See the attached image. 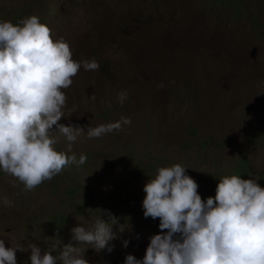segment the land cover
Masks as SVG:
<instances>
[{
	"label": "rangeland",
	"instance_id": "1",
	"mask_svg": "<svg viewBox=\"0 0 264 264\" xmlns=\"http://www.w3.org/2000/svg\"><path fill=\"white\" fill-rule=\"evenodd\" d=\"M31 16L74 61L99 68L81 64L61 89L58 124L83 128L76 140L49 130L55 150L86 162L32 190L0 170V239L19 248L16 264H31L30 244L58 257L71 243L89 264L142 260L161 232L144 217L143 189L161 167H185L205 202L225 176L264 188V0H0V21ZM115 122L120 130L89 137ZM101 210L119 218L111 253L72 239V228L107 220Z\"/></svg>",
	"mask_w": 264,
	"mask_h": 264
},
{
	"label": "clouds",
	"instance_id": "2",
	"mask_svg": "<svg viewBox=\"0 0 264 264\" xmlns=\"http://www.w3.org/2000/svg\"><path fill=\"white\" fill-rule=\"evenodd\" d=\"M81 64L85 70L99 68L95 61H74L69 45L62 39L54 42L38 17L20 25L0 21V170L17 178L26 190L51 180L69 164L83 165L87 160L84 154L77 160L75 154L55 150L56 140L49 137L54 125L70 142L84 130L58 124L66 101L61 89L72 84ZM123 123L131 121L125 118ZM120 128V122L108 123L88 128V135L101 137ZM185 170L180 164L161 167L144 185V217L159 218L161 232L150 238L142 260L129 254L125 264H264V188L253 179L225 176L215 196L205 202ZM4 203L11 206L10 201ZM101 212L107 220H97L91 230L72 228V239L111 253L110 241L117 238L113 226L119 225V218L108 210ZM29 248L31 264H89L71 243L58 257L52 254L54 248L42 251L36 244ZM17 249L5 247L0 239V264H16Z\"/></svg>",
	"mask_w": 264,
	"mask_h": 264
},
{
	"label": "trees",
	"instance_id": "3",
	"mask_svg": "<svg viewBox=\"0 0 264 264\" xmlns=\"http://www.w3.org/2000/svg\"><path fill=\"white\" fill-rule=\"evenodd\" d=\"M57 7H58V6H57ZM250 143H251V144H254V143H256L253 137H252V138H250ZM88 193H89V192H88ZM88 193H87V194H88ZM90 198H91V197H90Z\"/></svg>",
	"mask_w": 264,
	"mask_h": 264
}]
</instances>
